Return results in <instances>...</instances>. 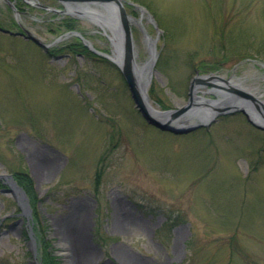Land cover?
I'll use <instances>...</instances> for the list:
<instances>
[{
  "label": "rangeland",
  "instance_id": "obj_1",
  "mask_svg": "<svg viewBox=\"0 0 264 264\" xmlns=\"http://www.w3.org/2000/svg\"><path fill=\"white\" fill-rule=\"evenodd\" d=\"M124 2L156 26L141 18L156 39L155 109L184 105L196 72L235 76L264 100V0ZM29 15L21 24L46 45L68 33L59 25L66 15ZM12 16L0 3V27L17 32ZM71 18L94 51L110 53L100 29ZM133 38L143 63L137 26ZM79 43L70 36L44 52L0 33V174L30 178L48 250L60 264H72L65 242L83 264H264V130L232 112L187 136L160 133L116 67ZM207 90L215 88L201 85L198 95L218 99ZM9 190L0 179V264H39L34 224Z\"/></svg>",
  "mask_w": 264,
  "mask_h": 264
},
{
  "label": "water",
  "instance_id": "obj_2",
  "mask_svg": "<svg viewBox=\"0 0 264 264\" xmlns=\"http://www.w3.org/2000/svg\"><path fill=\"white\" fill-rule=\"evenodd\" d=\"M14 9L10 0H4ZM63 11L58 13L68 15L75 19L86 21L97 27L107 38L111 51L110 54L99 53L104 58L110 60L121 74L138 113L144 121L151 127L163 133L174 136H185L201 128H207L217 117L232 112H241L247 121L259 130H264V100L260 96H255L239 89L231 87V83L218 76L196 75L189 84L188 98L184 105L172 110L155 109L148 97V87L151 82V73L156 61V39L150 38L141 28V18L146 15L149 23L156 29L153 19L140 6L134 5L140 12L138 19H135L126 12L124 0H56ZM140 27L147 52V60L144 63H137V50L135 47L132 27ZM3 34L11 36L21 35L26 40L32 41L35 45L47 51L48 47L61 42L70 35L79 37L87 47L92 50L91 45L85 41L79 33L64 34L58 37L52 44L45 45L35 38L28 31L12 33L8 30L0 29ZM157 32H159L157 30ZM217 82L211 83V82ZM226 85L225 89L219 85ZM201 85H209L215 90L217 100H209L198 96V88ZM224 91L228 92L227 95ZM207 92V93H208ZM237 102H240L238 104ZM0 179L9 185V192L22 208L23 215L30 217V207L25 193L16 185L11 175L0 174ZM16 192H15V191ZM34 247V240H31Z\"/></svg>",
  "mask_w": 264,
  "mask_h": 264
},
{
  "label": "trees",
  "instance_id": "obj_3",
  "mask_svg": "<svg viewBox=\"0 0 264 264\" xmlns=\"http://www.w3.org/2000/svg\"><path fill=\"white\" fill-rule=\"evenodd\" d=\"M59 25L61 27V33L71 32L76 30L75 21L74 19L71 18H64L63 20H61ZM79 46L83 48V45L80 43ZM12 175L17 185L25 192L26 196L28 197L29 205L30 208L32 209L31 221L34 224L33 233L38 238L37 243L39 245L38 247H40L39 248L40 264H60L58 258L55 255H53L52 252H50V250H48L50 245L45 239V237L41 235V231H39L37 227L40 223L37 219V215L35 211L36 199L32 189V182L30 178L24 171H17L14 172Z\"/></svg>",
  "mask_w": 264,
  "mask_h": 264
},
{
  "label": "flooded vegetation",
  "instance_id": "obj_4",
  "mask_svg": "<svg viewBox=\"0 0 264 264\" xmlns=\"http://www.w3.org/2000/svg\"><path fill=\"white\" fill-rule=\"evenodd\" d=\"M12 1H13L14 7L16 8L15 11H12L11 8L4 1L0 0V3H3L7 7V10H9L12 13L14 23L17 26V31H20V30L29 31V29H27L23 24H21L20 19L21 18L27 19L28 17H30L29 15L30 9L39 13V15H41V12L45 13L47 11H54L53 8L47 6V3H46L47 0H12ZM50 1L55 2L54 0H50ZM55 3L58 4L57 2ZM39 20L41 21V19Z\"/></svg>",
  "mask_w": 264,
  "mask_h": 264
},
{
  "label": "bare ground",
  "instance_id": "obj_5",
  "mask_svg": "<svg viewBox=\"0 0 264 264\" xmlns=\"http://www.w3.org/2000/svg\"><path fill=\"white\" fill-rule=\"evenodd\" d=\"M229 82L231 84H234L236 86H241V88L243 90H245V92L247 93H251L254 95V91L252 89H250L249 87H246V86H242L241 85V80L240 79H237L235 76L234 77H231V79H229ZM221 83V82H220ZM224 84V83H222ZM238 104H240V102H237ZM15 191V190H14ZM16 192V191H15ZM63 247H64V252H65V255L67 254H71L72 256V264H83L85 261H84V257H82L81 255H79L77 252V249H75V247H73L72 245H69L67 242H65L63 244ZM65 264H69V262L65 261Z\"/></svg>",
  "mask_w": 264,
  "mask_h": 264
}]
</instances>
